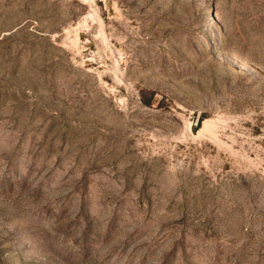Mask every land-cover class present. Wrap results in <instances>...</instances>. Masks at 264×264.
I'll return each instance as SVG.
<instances>
[{
    "label": "rangeland",
    "instance_id": "rangeland-1",
    "mask_svg": "<svg viewBox=\"0 0 264 264\" xmlns=\"http://www.w3.org/2000/svg\"><path fill=\"white\" fill-rule=\"evenodd\" d=\"M0 264H264V0H0Z\"/></svg>",
    "mask_w": 264,
    "mask_h": 264
}]
</instances>
